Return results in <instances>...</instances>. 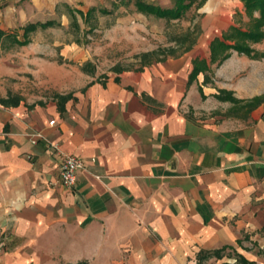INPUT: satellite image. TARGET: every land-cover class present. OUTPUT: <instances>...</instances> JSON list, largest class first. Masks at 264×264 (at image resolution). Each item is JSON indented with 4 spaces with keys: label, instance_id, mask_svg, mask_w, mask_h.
Returning a JSON list of instances; mask_svg holds the SVG:
<instances>
[{
    "label": "crops",
    "instance_id": "1",
    "mask_svg": "<svg viewBox=\"0 0 264 264\" xmlns=\"http://www.w3.org/2000/svg\"><path fill=\"white\" fill-rule=\"evenodd\" d=\"M80 2L0 0V31L21 41ZM37 33L0 49V99L18 98L0 104V264L263 262L264 99L243 113L217 99L263 96L264 65L220 81L248 72L243 60L210 69L193 47L104 72ZM52 145L84 163L70 189Z\"/></svg>",
    "mask_w": 264,
    "mask_h": 264
},
{
    "label": "rangeland",
    "instance_id": "2",
    "mask_svg": "<svg viewBox=\"0 0 264 264\" xmlns=\"http://www.w3.org/2000/svg\"><path fill=\"white\" fill-rule=\"evenodd\" d=\"M80 1L76 4L79 10L71 9L66 16L65 24L52 22L51 27L37 28L38 33L33 36L34 44L42 49L59 50L63 47L82 49L91 60L88 63L95 64L104 72L109 71L113 65L119 68H131L139 66L144 60L156 61L162 56L172 57L186 53L193 47L195 50L202 49L196 50L197 58L204 57L209 68L214 64L219 66L231 60L238 66L239 59L243 60L248 72L242 70L237 72L236 76L226 74L225 78H220V81H234L238 84V75L249 74L252 66L257 67L258 72L261 65H264V39L255 43L236 39L233 32L228 29L231 26L246 31L252 25V20L243 11L240 0H205L201 6L197 5L196 0H189L190 7L181 18L176 20L159 19L142 14L133 7L132 2L121 5L115 0ZM142 1L161 8L172 6V0ZM252 18H256V14L253 13ZM261 29L264 30V27ZM29 34L25 38L27 44L30 42ZM223 34L228 35L229 39L224 40ZM212 36L220 37L221 41L211 42L208 47L210 53H207V40ZM23 39L22 32L21 41ZM4 41H6L4 46H2L3 40L1 41L0 49L16 46L13 44L7 46L10 42L5 39ZM201 41L205 44H200ZM222 41L228 47L238 45L248 49L249 52L238 53L231 48L223 49L218 44ZM209 68L208 71L204 69L201 72L204 84L209 83L210 77L212 78ZM231 89L223 94L220 93L217 99L220 102L218 107L220 111L243 113L259 104L254 105L253 98L237 99L234 96L235 90L233 87ZM259 97L264 99V95ZM223 103L225 106L222 105ZM259 264H264V261Z\"/></svg>",
    "mask_w": 264,
    "mask_h": 264
},
{
    "label": "trees",
    "instance_id": "3",
    "mask_svg": "<svg viewBox=\"0 0 264 264\" xmlns=\"http://www.w3.org/2000/svg\"><path fill=\"white\" fill-rule=\"evenodd\" d=\"M121 5H126L130 2H132L133 7L139 11L142 14L146 15H152L159 19H166V20H176L182 17L184 15L185 11L190 7V1L189 0H172L173 6L171 8H160L158 6H155L151 3H146L142 0H115ZM195 1V0H194ZM197 5L201 6L205 0H196ZM241 4L243 6L244 12L250 16L252 20L251 27L246 31H241L240 29L236 28H228L231 32L234 34V38L249 41V42H257L261 39H264V30L261 28L264 27V0H240ZM256 14V18H252V14ZM80 14V13H78ZM53 26V23L51 21L45 22L42 24H28L25 25L22 28L23 32V40L19 41L16 39L14 35H4L3 32L0 31V44L3 39L10 42V44L16 45V46H23L27 44V41L25 38H27L26 35L29 33H32L37 28L45 29L48 27ZM231 37V36H230ZM224 40L229 39L228 35L223 36ZM219 47H222L223 49H234L238 53H248L249 50L238 46V45H232L231 47L226 46L223 41L219 42ZM1 46V45H0ZM1 48V47H0ZM192 75L194 76L195 73L193 72ZM254 105L257 103H260L263 100V97H255L252 99ZM18 102V98L16 97H7L5 100L0 99L1 105L6 106H15ZM219 251H214L212 254L214 256H217ZM233 264H252L251 262L246 261L244 258L237 256L235 259V262Z\"/></svg>",
    "mask_w": 264,
    "mask_h": 264
},
{
    "label": "built area",
    "instance_id": "4",
    "mask_svg": "<svg viewBox=\"0 0 264 264\" xmlns=\"http://www.w3.org/2000/svg\"><path fill=\"white\" fill-rule=\"evenodd\" d=\"M48 124L51 125L52 122ZM52 150L60 157L58 168L59 183L63 188L70 189L74 185L76 173L83 169L84 163L77 157L60 153L56 145H52Z\"/></svg>",
    "mask_w": 264,
    "mask_h": 264
}]
</instances>
